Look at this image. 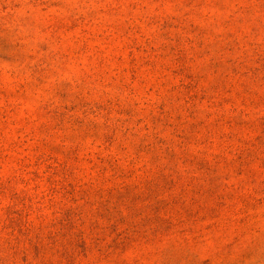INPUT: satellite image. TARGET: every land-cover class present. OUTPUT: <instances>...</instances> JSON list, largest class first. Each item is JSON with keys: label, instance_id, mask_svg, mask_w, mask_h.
I'll return each mask as SVG.
<instances>
[{"label": "rangeland", "instance_id": "1", "mask_svg": "<svg viewBox=\"0 0 264 264\" xmlns=\"http://www.w3.org/2000/svg\"><path fill=\"white\" fill-rule=\"evenodd\" d=\"M0 264H264V0H0Z\"/></svg>", "mask_w": 264, "mask_h": 264}]
</instances>
